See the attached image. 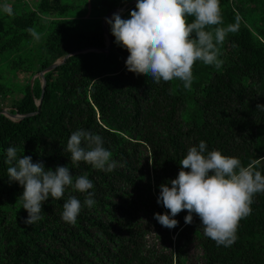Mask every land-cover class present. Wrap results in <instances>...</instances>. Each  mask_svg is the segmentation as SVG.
Returning a JSON list of instances; mask_svg holds the SVG:
<instances>
[{
	"label": "trees",
	"instance_id": "1",
	"mask_svg": "<svg viewBox=\"0 0 264 264\" xmlns=\"http://www.w3.org/2000/svg\"><path fill=\"white\" fill-rule=\"evenodd\" d=\"M129 1L0 3V111L24 116H0V264H264V193L254 195L229 247L205 236L195 213L186 224L188 212L181 211L172 229L154 218L168 211L157 203L160 185L171 186L187 150L201 140L206 151L236 157L264 175V109L257 107L264 105V0H220L221 26L239 15V30L218 46L219 69L195 62L191 89L128 71L129 53L109 25V52L77 53L47 72L38 107L39 72L75 49L103 47L102 17ZM134 8L120 15L130 18ZM81 129L102 137L113 171L72 165L67 141ZM9 147L45 169L68 166L73 182L87 176L93 206L84 205L87 193L68 186L61 199L43 203V219L26 225L23 186L8 178ZM71 196L81 202L74 225L61 219Z\"/></svg>",
	"mask_w": 264,
	"mask_h": 264
},
{
	"label": "clouds",
	"instance_id": "2",
	"mask_svg": "<svg viewBox=\"0 0 264 264\" xmlns=\"http://www.w3.org/2000/svg\"><path fill=\"white\" fill-rule=\"evenodd\" d=\"M3 10L12 14L9 5H4ZM105 19L115 43L129 53L125 61L128 71L145 74L156 83L179 80L184 88L191 89L195 62L219 69L223 61L218 58V46L229 33L239 30L241 18L237 15L235 23L221 26L220 0H137L130 18H122L116 12ZM28 31L39 39L33 29ZM257 107L264 109V105ZM82 143L87 144V149ZM66 151L74 166L85 162L108 172L115 168L112 153L103 147L102 137L83 129L70 135ZM6 163L10 165L7 168L9 181L23 186L20 197L28 213L24 220L26 225L43 219L40 215L43 203L49 197L61 199L68 186L87 193L84 200L87 207L95 203L94 194L89 192L93 188L92 181L87 176H78L73 182L68 166H57L55 171L45 169L42 162L34 163L31 156L17 158L14 147L7 149ZM180 165L181 170L170 181L171 186L160 185L157 203L168 211L155 213L154 218L163 227L172 229L178 224L174 217L187 210L186 224L192 222L195 213L205 236L218 246H231L236 240L239 221L251 213L254 195L264 193V175L250 165L243 166L236 157L218 150L206 151L203 140L198 147L187 150ZM80 211V200L71 196L63 204L61 219L74 225Z\"/></svg>",
	"mask_w": 264,
	"mask_h": 264
},
{
	"label": "water",
	"instance_id": "3",
	"mask_svg": "<svg viewBox=\"0 0 264 264\" xmlns=\"http://www.w3.org/2000/svg\"><path fill=\"white\" fill-rule=\"evenodd\" d=\"M137 0H131L126 4L114 7L112 9H110L101 19V24L102 27L104 29V35L106 38V42L105 45L103 47H97V46H90V47H84L81 49H75L73 51H71L70 53H68L67 55L57 59L56 61L52 62L51 64H49L48 66H46L43 70H41L38 74V76L41 78V94L40 97L37 101V105L38 107H40L43 95H44V90H45V84H46V78H45V74L53 69H55L56 67H59L63 64H65V62L67 61V59L72 56L75 55L77 53H81V52H87V51H96V52H104V53H108L110 48L113 45V38L109 32V24L106 22V17L110 18L112 17L113 13L119 12L120 14L122 12H124L125 10H127L128 8H130L131 6H133L134 4H136ZM36 75H34L31 79V82H33V80L35 79ZM1 115H5L10 117V115L13 116V114L10 113L8 108H3L0 111V116ZM24 117L23 115H18L15 116L16 119H20ZM11 118V117H10ZM13 119V118H12ZM15 120V119H14Z\"/></svg>",
	"mask_w": 264,
	"mask_h": 264
},
{
	"label": "rangeland",
	"instance_id": "4",
	"mask_svg": "<svg viewBox=\"0 0 264 264\" xmlns=\"http://www.w3.org/2000/svg\"><path fill=\"white\" fill-rule=\"evenodd\" d=\"M1 1H2V0H0V3H1ZM8 109H9V107H8ZM11 114H12V113H11ZM18 115H20V114H18V113H17V114H13V116L10 115V117L16 120L15 116H18Z\"/></svg>",
	"mask_w": 264,
	"mask_h": 264
}]
</instances>
